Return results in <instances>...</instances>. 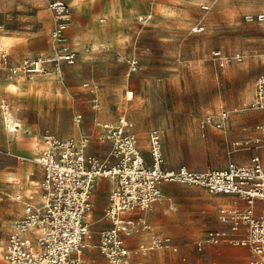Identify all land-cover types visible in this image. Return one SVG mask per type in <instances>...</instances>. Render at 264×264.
I'll return each instance as SVG.
<instances>
[{
	"label": "rangeland",
	"instance_id": "rangeland-1",
	"mask_svg": "<svg viewBox=\"0 0 264 264\" xmlns=\"http://www.w3.org/2000/svg\"><path fill=\"white\" fill-rule=\"evenodd\" d=\"M54 1H64L68 6L66 43L78 55L74 64H62L58 80L43 76L41 133L50 130L63 137L86 133L91 138L88 155L104 164L110 146L103 141L99 125L125 117L148 162H151L149 132L156 128L163 136L167 167L185 166L191 170L218 169L236 156L250 159L254 150L247 146H253L258 139L264 144V133L258 129L264 124V115L238 116L256 110L252 102L257 84L264 80V23L245 19L246 15L264 12V0H0V36L37 31L38 28L29 29L25 20L43 9L54 17L50 8ZM205 5L209 10L203 9ZM142 17L147 21H141ZM200 26L205 30L193 32ZM52 30V52L42 55L37 51L34 57L55 54L58 44L52 38ZM125 30H128L126 37L121 33ZM215 52H220L221 58L215 57ZM118 53L125 54L127 59H138V70L129 73L127 60L119 59ZM222 58H228L229 62L223 63ZM95 69L100 78L121 85V90L104 96L100 86L93 87L88 78ZM38 92L34 89L32 96ZM130 92L133 98H129ZM247 93L252 94L251 98L241 105L240 98ZM220 110L229 116L226 129L209 130L202 136L199 118ZM75 115L82 116L79 125L73 121ZM232 118L238 130H233ZM101 142L106 145L99 146ZM237 143L243 146H236ZM6 157H0V171L11 163ZM28 175L16 177L15 183L9 181L13 175L0 172V245H6L13 229L10 228L23 216L24 203L40 200L42 175L39 172L30 175V189L25 184ZM10 185L16 187L12 197ZM103 185L98 180L92 190L91 210L100 206L105 211L109 205ZM110 185L108 182L104 187ZM165 185L173 187L176 208L189 221L193 234L202 239L203 249L198 252L216 256L222 246L249 249L234 245L229 237L219 244L210 241L208 231L220 228L218 206L213 208L216 195L195 186ZM97 190L101 191L98 198ZM17 196L22 200H17ZM89 216L88 211L87 222ZM210 245L214 248L211 252L207 250Z\"/></svg>",
	"mask_w": 264,
	"mask_h": 264
},
{
	"label": "built area",
	"instance_id": "built-area-1",
	"mask_svg": "<svg viewBox=\"0 0 264 264\" xmlns=\"http://www.w3.org/2000/svg\"><path fill=\"white\" fill-rule=\"evenodd\" d=\"M50 8L55 18L52 38L58 44L55 54L26 58L20 65L12 66L7 53L0 51V65L8 80L26 78L32 81L36 75L60 76L62 64L76 62L77 52L66 43L68 6L64 1H54ZM203 9L209 10V6ZM245 19L264 23V12L246 15ZM140 20L146 22L147 18ZM204 30V26H200L193 32ZM214 55L221 58L220 52ZM124 59L129 73L138 70V59ZM228 62L225 58L223 63ZM252 106L264 110V80L257 84ZM81 120V115L73 117L76 125ZM228 120V113L220 110L200 117L198 127L205 136L209 130H225ZM99 127L103 141L110 145V154L104 164L88 155L91 138L86 133L61 137L47 130L42 134L40 200L24 203V214L8 235L5 251L11 264H86L84 253L88 249L98 250L109 264H128L125 236L130 235L136 225L133 212L149 210L160 201L164 183L195 186L212 195L235 197L231 204L219 208L220 228L209 230L208 237L215 244L227 242L225 238L229 237L234 245L248 246L252 264H264V161L260 155L264 144L261 140L247 146L254 150L247 164L229 161L223 168L191 170L185 166L167 167L163 136L156 128L149 132L151 162H148L139 138L130 131L125 117ZM258 129L264 133V124ZM246 143L249 145L251 141ZM236 146L243 145L237 143ZM102 178L114 182L105 210L111 225L100 230L94 238L85 218L94 184ZM17 200L22 197L17 196ZM172 245L170 237H162L155 238L151 247L170 248Z\"/></svg>",
	"mask_w": 264,
	"mask_h": 264
},
{
	"label": "crops",
	"instance_id": "crops-1",
	"mask_svg": "<svg viewBox=\"0 0 264 264\" xmlns=\"http://www.w3.org/2000/svg\"><path fill=\"white\" fill-rule=\"evenodd\" d=\"M25 21L29 24V29L38 28L37 31L10 32L5 36H0V51L7 53L9 64L12 66L19 65L18 63L26 58L34 59L40 57L33 56L37 51H40L42 55H50L52 52L50 32L55 24L52 13L49 10L43 9L38 11L32 18ZM74 31H72V35H74ZM121 33L122 35L124 33L126 37L128 35V30ZM38 39H43V41H39ZM41 47H45V49H40ZM117 55L123 56L125 54L118 53ZM89 74L88 78L93 84L92 86L97 88L99 85V90L103 92L104 96L110 91L114 92V90H121V85L117 86V84L110 83L111 81L109 79L107 80L104 77L100 78L98 70H92ZM43 76H51V78L58 80V76L55 75H36L32 81L26 78L8 80L5 71L0 65V157L5 155L11 162L6 165L5 171L1 170L0 172L13 175L9 178V181L15 183L18 182L16 177L21 176L24 178L25 174H29L26 177L25 183L26 187L29 189L32 185V182H29L30 175L33 172H39L42 175L39 157L44 150V143L41 139L44 116ZM34 89H38L39 92L32 96ZM45 89H50V86H45ZM251 95V93H247L240 98L239 103L241 105H246ZM129 98H133V93L132 97ZM57 110L58 108H55L56 112ZM256 110L248 111L238 116L264 115V110H259L260 112ZM95 116H98V114H95ZM234 121V118L230 121L233 127L235 125ZM233 130L238 129L234 127ZM53 133L59 135L56 132ZM105 145L106 144H102L101 142L99 146L104 147ZM260 155L264 161V150L261 151ZM240 157L241 156H236L234 160L229 161L242 164H247L250 161L249 157L245 160H241ZM100 182L104 184L103 189L107 190L109 199L114 182L105 178L100 179ZM108 182L111 183L110 188L104 187ZM165 184L171 183L162 184L161 189L163 191L165 190L166 193L163 194L160 201L156 202L149 210H137L133 212L136 225L131 231V234L125 236V244L129 250L128 264H252L251 252L244 247L231 248L222 246L216 256H207L206 254L203 255L198 252V250L203 249L202 239L193 234L192 230L189 229L191 227L188 223L189 221H186V217L182 216L181 211L176 208L177 199L171 192L173 187ZM103 189L101 191H103ZM8 190L10 197H12V194L16 193L15 186L10 185ZM101 191L97 190V192H95L97 198L98 193ZM213 200H216L215 203L213 202V208L218 206L219 209L222 206L231 204L235 200V197L216 195ZM98 207L99 208L94 207V210H90L89 213L91 216H89L90 219L88 223L91 226V232L94 238L97 237L100 230L109 228L111 225L109 220L105 217V211H101L100 206ZM8 211L9 210H7V212ZM218 225L220 226L219 222ZM94 226L97 227L96 230ZM12 228L13 226L10 230ZM162 237H170L173 242L172 247L152 248V241L155 238ZM210 246L211 247L207 249L209 252L214 250L212 245ZM5 248L6 245H0V264H11L6 259ZM208 251L206 252L208 253ZM84 259L86 264H109L96 249H88L84 253Z\"/></svg>",
	"mask_w": 264,
	"mask_h": 264
},
{
	"label": "bare ground",
	"instance_id": "bare-ground-1",
	"mask_svg": "<svg viewBox=\"0 0 264 264\" xmlns=\"http://www.w3.org/2000/svg\"><path fill=\"white\" fill-rule=\"evenodd\" d=\"M53 21H55V18L53 17ZM51 47H52V45H51ZM128 95H129V97H132V93H128ZM131 95V96H130ZM96 184V183H95ZM95 184H94V186H95ZM94 189V188H93ZM90 199L92 200V193H91V196H90ZM91 206H92V204H90V208H89V213H90V210H91ZM13 230V229H12ZM247 247V246H246Z\"/></svg>",
	"mask_w": 264,
	"mask_h": 264
}]
</instances>
